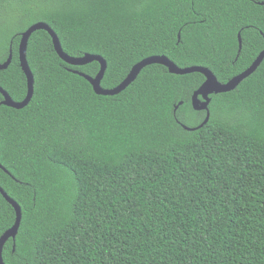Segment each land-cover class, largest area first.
<instances>
[{
	"label": "trees",
	"instance_id": "obj_1",
	"mask_svg": "<svg viewBox=\"0 0 264 264\" xmlns=\"http://www.w3.org/2000/svg\"><path fill=\"white\" fill-rule=\"evenodd\" d=\"M260 2L0 0V63L13 53L0 86L26 97L18 47L36 22L70 56H103L105 89L152 55L225 83L264 50ZM27 58L33 98L0 104V186L22 208L6 264H264V60L211 95L203 124L207 112L192 106L200 72L150 64L98 95L74 70L95 77L100 63H66L48 31L31 35ZM15 219L0 192V237Z\"/></svg>",
	"mask_w": 264,
	"mask_h": 264
},
{
	"label": "water",
	"instance_id": "obj_2",
	"mask_svg": "<svg viewBox=\"0 0 264 264\" xmlns=\"http://www.w3.org/2000/svg\"><path fill=\"white\" fill-rule=\"evenodd\" d=\"M260 4L264 5V2H260ZM40 29H44L49 32V34L52 36L53 43H54V46H55V49L58 55L66 63L73 65V66H82V65L92 63L94 61H97L100 63L101 69L95 77L89 76L83 72H79L78 70H74L75 73L80 74L92 84L95 92L98 95H115V94L120 93L121 91L125 90L132 82L136 80V78L138 77V75L140 74V72L142 71L144 67L150 64L164 65L165 67L168 68L170 73H173V74H189L193 72L202 73L205 76V81L193 93L192 106L197 111L205 110L207 112L206 119L204 120L203 124L207 123L211 116L210 108H209L211 101H212L211 95L229 92V91L236 89L244 79H246L248 76H250L252 73H254L257 70V68L260 66V64L264 60V50H263L258 55V57L255 59V61L246 70L234 76L228 82L224 83L218 79L216 74L209 67H205L202 65H192V66H187V67H181V66H178L173 60H171L169 57L165 55H152L136 63L132 67L127 77L119 85L111 89H105L102 86L101 82H102V79L104 78V75L107 69V60L103 56L91 54V53H86L80 57L70 56L63 50L61 41L57 33L52 29V27L45 22H36L32 24L30 27H28V29H26L25 31L21 33V41L18 47L20 64L27 77V83H28L27 95L23 100L16 101L7 92V90H5L3 87L0 86V92L2 93L4 97V99L0 102V104L13 107L16 109H22L26 107L30 103L31 99L33 98L34 89H35V78H34L32 69L30 67L28 58H27V50H28V43H29V39L31 35L35 31L40 30ZM239 42H240V49H241L242 47L241 35H239ZM12 58H13V53L11 50V54L9 55L8 59L0 63V69H6L10 65ZM182 103L183 102H181L180 104ZM177 108L178 106L176 107V110ZM0 192L3 194L6 200L14 207L16 211V219H15L13 226L10 227L8 230H6L0 237V264H6L3 258V248L8 240L13 239L15 241L16 239V236L19 232V228L21 225V220H22V208L19 205V203L15 201L13 198H11L1 186H0Z\"/></svg>",
	"mask_w": 264,
	"mask_h": 264
},
{
	"label": "rangeland",
	"instance_id": "obj_3",
	"mask_svg": "<svg viewBox=\"0 0 264 264\" xmlns=\"http://www.w3.org/2000/svg\"><path fill=\"white\" fill-rule=\"evenodd\" d=\"M3 9L0 8V12L2 11Z\"/></svg>",
	"mask_w": 264,
	"mask_h": 264
}]
</instances>
